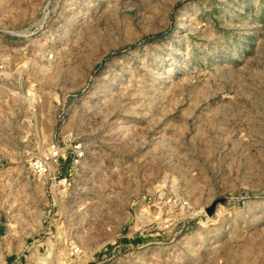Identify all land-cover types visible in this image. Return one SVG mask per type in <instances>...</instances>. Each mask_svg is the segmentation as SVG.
Returning a JSON list of instances; mask_svg holds the SVG:
<instances>
[{
  "label": "rangeland",
  "instance_id": "374dc122",
  "mask_svg": "<svg viewBox=\"0 0 264 264\" xmlns=\"http://www.w3.org/2000/svg\"><path fill=\"white\" fill-rule=\"evenodd\" d=\"M0 264H264V0H0Z\"/></svg>",
  "mask_w": 264,
  "mask_h": 264
},
{
  "label": "built area",
  "instance_id": "2783aa9c",
  "mask_svg": "<svg viewBox=\"0 0 264 264\" xmlns=\"http://www.w3.org/2000/svg\"><path fill=\"white\" fill-rule=\"evenodd\" d=\"M83 156V151L78 150L77 158L75 162H78ZM59 160V151L58 149L51 147L45 154L41 156L39 159H35L31 163V168L34 172L41 175H49L53 168L57 166ZM79 248H74V252H78Z\"/></svg>",
  "mask_w": 264,
  "mask_h": 264
}]
</instances>
